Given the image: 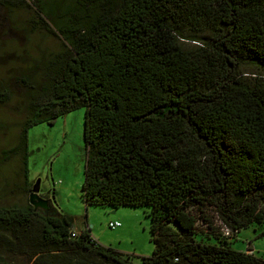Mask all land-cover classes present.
<instances>
[{"label":"trees","instance_id":"trees-1","mask_svg":"<svg viewBox=\"0 0 264 264\" xmlns=\"http://www.w3.org/2000/svg\"><path fill=\"white\" fill-rule=\"evenodd\" d=\"M0 9L13 20L25 11L28 29L10 21L59 41L0 57L11 66L0 107L19 115L0 120V131L16 130L0 164L20 158L24 191L28 130L83 108L82 200L148 208L154 249L140 264H264L197 239L199 221L214 233L210 211L232 231L264 219V0H0ZM72 232L69 218L28 200L0 206V264H134L90 229Z\"/></svg>","mask_w":264,"mask_h":264},{"label":"rangeland","instance_id":"rangeland-1","mask_svg":"<svg viewBox=\"0 0 264 264\" xmlns=\"http://www.w3.org/2000/svg\"><path fill=\"white\" fill-rule=\"evenodd\" d=\"M25 11H19L14 20L0 9V57L14 50L32 57L38 49L56 50L59 41L43 31L26 33L11 21L24 26ZM11 20V21H10ZM31 25V24H29ZM184 48L192 43L183 40ZM25 50V51H24ZM24 51V53H23ZM4 57V56H3ZM7 59L0 60V78L9 71ZM19 119L11 104L0 107V120L5 125ZM84 109L69 112L53 123H41L28 130L27 134V181L39 180L40 194L52 203V214H61L71 220V229H90L92 237L101 246L111 247L128 254L134 264L152 254L150 219L147 207L85 206L81 197L84 181L86 150L83 137ZM16 130L0 131V153L12 146ZM20 158L0 164V206H24L28 191L23 190V178L18 173ZM20 185V187H19ZM18 186V187H17ZM264 216V204L261 205ZM214 233L200 221L197 223V239L203 242L226 243L236 250L253 253L264 259V219L261 224H251L239 231H232L221 218L210 211ZM118 221L120 227L111 230L108 222ZM76 228V229H75Z\"/></svg>","mask_w":264,"mask_h":264},{"label":"water","instance_id":"water-1","mask_svg":"<svg viewBox=\"0 0 264 264\" xmlns=\"http://www.w3.org/2000/svg\"><path fill=\"white\" fill-rule=\"evenodd\" d=\"M39 180L33 183L30 192L28 194V203L34 208L45 212L49 207L52 208L50 199H45L40 196Z\"/></svg>","mask_w":264,"mask_h":264},{"label":"built area","instance_id":"built-area-1","mask_svg":"<svg viewBox=\"0 0 264 264\" xmlns=\"http://www.w3.org/2000/svg\"><path fill=\"white\" fill-rule=\"evenodd\" d=\"M120 225L121 224L118 221H110V222H108V228L111 229V230H114V229L120 227ZM75 235H76V232L73 231L71 233V236H75Z\"/></svg>","mask_w":264,"mask_h":264},{"label":"flooded vegetation","instance_id":"flooded-vegetation-1","mask_svg":"<svg viewBox=\"0 0 264 264\" xmlns=\"http://www.w3.org/2000/svg\"><path fill=\"white\" fill-rule=\"evenodd\" d=\"M39 194H40V191H39ZM40 196L43 197V198H45V199H48V197H44V196L41 195V194H40ZM52 210H53V209H52L51 207H49L44 213L51 215V214H52ZM42 212H43V211H42Z\"/></svg>","mask_w":264,"mask_h":264},{"label":"crops","instance_id":"crops-1","mask_svg":"<svg viewBox=\"0 0 264 264\" xmlns=\"http://www.w3.org/2000/svg\"><path fill=\"white\" fill-rule=\"evenodd\" d=\"M76 229V228H75ZM83 230H86V229H82V230H78V231H76V233H79V232H81V231H83ZM73 231V230H72ZM75 232V231H74ZM94 238V237H93ZM97 242H98V240L96 239V238H94Z\"/></svg>","mask_w":264,"mask_h":264}]
</instances>
